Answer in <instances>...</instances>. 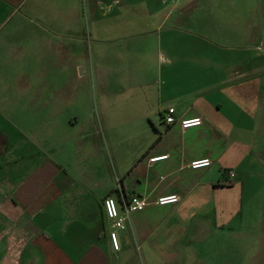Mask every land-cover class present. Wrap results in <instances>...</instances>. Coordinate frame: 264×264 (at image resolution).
Returning <instances> with one entry per match:
<instances>
[{"label":"crops","instance_id":"1","mask_svg":"<svg viewBox=\"0 0 264 264\" xmlns=\"http://www.w3.org/2000/svg\"><path fill=\"white\" fill-rule=\"evenodd\" d=\"M78 4L85 11L73 0H0V264H225L235 257L222 248L242 244L249 264H264V114L256 123L247 87L230 86L215 51L158 53L143 39L118 49L127 38L158 30L157 39L170 42L175 22L227 16L216 9L232 2ZM86 37L89 59L76 64L78 77L94 66L114 79L125 69L151 67L164 85L156 96L130 102L138 120L158 115L164 123L166 109H174L175 123H151L154 139L121 165L110 160L108 143L94 139L88 103L61 94L68 83L60 80V63L47 59H73V42ZM225 86L242 90L231 97ZM194 117L202 125L182 131L178 121ZM104 119L101 130L108 132ZM162 155L167 158L148 161ZM204 158L212 161L209 168L187 169ZM228 170L235 178L224 186ZM171 194L179 197L175 205L129 213L117 230L119 250L112 249L106 197L122 214L131 195L154 200Z\"/></svg>","mask_w":264,"mask_h":264},{"label":"rangeland","instance_id":"2","mask_svg":"<svg viewBox=\"0 0 264 264\" xmlns=\"http://www.w3.org/2000/svg\"><path fill=\"white\" fill-rule=\"evenodd\" d=\"M82 0H73V5H78ZM215 1V0H214ZM219 2H232L231 7L216 9L217 12H224L225 15H218L211 21L203 22L197 20H189L187 25H183L177 21L174 24V31H171L170 42L157 34L149 36H137L133 39H126L127 45H122L123 51L131 49L132 46L139 42L138 39L148 41V48L152 51L161 53L168 49H191L196 48L205 51L216 52L223 63V78L230 79L231 85H244L248 91V95L252 96V100L256 102L254 111L256 113V123L259 121L260 114H264V0H216ZM19 10V9H18ZM17 10V11H18ZM20 10L19 14L22 13ZM85 15V13H83ZM213 17V16H212ZM219 19V20H218ZM212 21H215L213 23ZM12 24V22H9ZM7 25L8 27L11 25ZM163 27L162 29H165ZM8 28L1 31L2 34ZM1 34V35H2ZM85 40V41H84ZM83 41L73 42V59L63 57L61 62L48 56V60H53V64L60 63V80L68 83L66 87L61 89L63 96H75L77 99H83L90 107L89 113L93 118V125L96 130L94 139L102 144L108 143V154L110 160H114L122 164L123 160H130L135 155V148H140V144L150 143L155 136L151 123L158 124L163 127L164 123L159 116H153L152 119L138 120L136 107L130 103L134 99L144 97H154L158 94L164 85V79L158 77L154 69L148 67L145 71L130 73L123 71L116 73L117 78L112 76H104L101 71H97L95 66L93 69H87L82 77H78L80 67L76 64H84L88 61L89 53H87V37ZM81 43V44H80ZM77 52V54L75 53ZM76 54V56H75ZM79 54V55H78ZM79 58H76V57ZM163 58L168 57L165 52ZM217 58L215 61L217 62ZM215 62V63H216ZM71 64L67 67L66 64ZM4 62L0 61V68L4 67ZM206 66V65H205ZM107 74V73H105ZM185 76L195 73H182ZM57 75V73L55 74ZM59 78V77H58ZM104 79V81H103ZM57 80V78H56ZM224 93L230 92V96L236 95V92L242 88L229 89L226 86L222 88ZM2 94L6 90L1 91ZM237 96V95H236ZM127 100L126 103H123ZM111 115V119H104L102 114ZM263 111V112H262ZM108 117V116H106ZM108 125V132L101 130L102 122ZM260 119V118H259ZM104 138V140H103ZM102 143V144H101ZM104 155L106 153L104 152ZM124 157V159H123ZM243 245V244H242ZM242 245L233 248H222V252L229 251V255H234L231 259L232 263L225 264H249L245 259V248Z\"/></svg>","mask_w":264,"mask_h":264},{"label":"built area","instance_id":"3","mask_svg":"<svg viewBox=\"0 0 264 264\" xmlns=\"http://www.w3.org/2000/svg\"><path fill=\"white\" fill-rule=\"evenodd\" d=\"M162 120L165 125L169 126L175 123L174 119V109L168 108L166 109ZM178 125L182 131L200 127L202 125V120L200 117H194L191 119H182L178 121ZM167 158L166 155L151 157L149 158V162H157L161 160H165ZM212 165V161L208 158L192 160L187 163L186 167L189 170H198V169H207ZM235 178V173L231 170L224 172V178L222 180V185L230 186L233 179ZM179 201V197L176 194L164 195L155 198L154 200H149L146 197H140L136 195H131L128 201H125L123 204V212L122 214L119 211L118 205L116 201L111 197H106L102 202L103 212L105 218L111 224V230L108 232V239L110 245L113 250H119V242L117 236V230H122L124 228V221L127 218V215L132 212H140L144 210L149 205H153L156 207H165L170 205H175Z\"/></svg>","mask_w":264,"mask_h":264}]
</instances>
